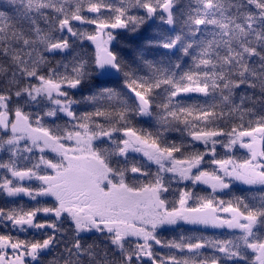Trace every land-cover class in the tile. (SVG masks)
Listing matches in <instances>:
<instances>
[{"label":"snow or ice","instance_id":"snow-or-ice-1","mask_svg":"<svg viewBox=\"0 0 264 264\" xmlns=\"http://www.w3.org/2000/svg\"><path fill=\"white\" fill-rule=\"evenodd\" d=\"M0 264H264V0H0Z\"/></svg>","mask_w":264,"mask_h":264},{"label":"trees","instance_id":"trees-1","mask_svg":"<svg viewBox=\"0 0 264 264\" xmlns=\"http://www.w3.org/2000/svg\"><path fill=\"white\" fill-rule=\"evenodd\" d=\"M151 36H152V31L148 30L141 37L136 38L135 42L136 43H140V42H142V40L144 38H148V37H151ZM204 231H206V233L209 234V235L213 234V232H214L213 230H210V229L204 230ZM170 235H171L170 233H165V236H170Z\"/></svg>","mask_w":264,"mask_h":264},{"label":"rangeland","instance_id":"rangeland-1","mask_svg":"<svg viewBox=\"0 0 264 264\" xmlns=\"http://www.w3.org/2000/svg\"><path fill=\"white\" fill-rule=\"evenodd\" d=\"M211 230V229H210ZM213 231H218V230H213Z\"/></svg>","mask_w":264,"mask_h":264}]
</instances>
